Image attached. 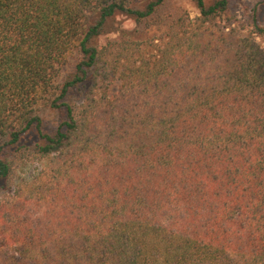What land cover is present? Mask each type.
Segmentation results:
<instances>
[{
	"label": "trees",
	"instance_id": "16d2710c",
	"mask_svg": "<svg viewBox=\"0 0 264 264\" xmlns=\"http://www.w3.org/2000/svg\"><path fill=\"white\" fill-rule=\"evenodd\" d=\"M194 1L0 0V264H264V27Z\"/></svg>",
	"mask_w": 264,
	"mask_h": 264
},
{
	"label": "rangeland",
	"instance_id": "374dc122",
	"mask_svg": "<svg viewBox=\"0 0 264 264\" xmlns=\"http://www.w3.org/2000/svg\"><path fill=\"white\" fill-rule=\"evenodd\" d=\"M217 0H205V2L210 5ZM171 9L169 10L172 14L175 12H188L192 17L199 15V10L195 4L194 0H172ZM231 11L238 17L241 21V31L245 34H250L253 30V21L257 19L260 27H264V0H230ZM119 25L130 31L133 30L136 26V23L133 20L127 19L124 16L118 17ZM256 42L264 48V36L256 37ZM76 60H74L68 68L64 70L63 78L70 76L75 70ZM63 119V114L60 112H55L51 110H46L43 113V120L46 124V128L49 130H54L59 125L60 121ZM37 134L35 131H31L25 141L27 144H33L37 142ZM34 167V166H33ZM35 168H31L33 173Z\"/></svg>",
	"mask_w": 264,
	"mask_h": 264
}]
</instances>
